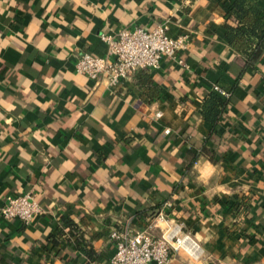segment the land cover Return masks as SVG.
<instances>
[{
	"label": "crops",
	"instance_id": "1",
	"mask_svg": "<svg viewBox=\"0 0 264 264\" xmlns=\"http://www.w3.org/2000/svg\"><path fill=\"white\" fill-rule=\"evenodd\" d=\"M223 3L0 0V208L32 194L44 211L0 212V264H110L111 228L145 226L167 201L201 246L170 264H264V56L241 73ZM159 24L189 40L146 70L152 85L145 70L118 84L76 70L107 54L102 33ZM211 92L228 99L215 124Z\"/></svg>",
	"mask_w": 264,
	"mask_h": 264
},
{
	"label": "built area",
	"instance_id": "2",
	"mask_svg": "<svg viewBox=\"0 0 264 264\" xmlns=\"http://www.w3.org/2000/svg\"><path fill=\"white\" fill-rule=\"evenodd\" d=\"M101 38L107 46V54L82 53L76 70L95 82L107 80L109 84H118L139 70L160 68L164 58H175L189 40L187 34L172 36L166 24L153 28L124 27L115 33L104 32ZM170 207L172 203L165 202L163 209L140 228H136L131 219L112 227L110 238L115 251L110 264H170L172 255L182 250L199 258L200 244L192 234L184 232L180 224L170 221ZM0 212L6 220L29 223L44 211L32 194H25L8 196ZM159 222H167V227L157 235L153 229Z\"/></svg>",
	"mask_w": 264,
	"mask_h": 264
},
{
	"label": "trees",
	"instance_id": "3",
	"mask_svg": "<svg viewBox=\"0 0 264 264\" xmlns=\"http://www.w3.org/2000/svg\"><path fill=\"white\" fill-rule=\"evenodd\" d=\"M223 4L225 38L229 46L244 59L243 74L248 67L256 66L264 56V6L261 0H226ZM139 83L150 86L154 79L145 70L139 75ZM155 90V87L152 88V96L158 95ZM227 105L228 99L211 92L205 97L202 113L209 122L215 124Z\"/></svg>",
	"mask_w": 264,
	"mask_h": 264
},
{
	"label": "water",
	"instance_id": "4",
	"mask_svg": "<svg viewBox=\"0 0 264 264\" xmlns=\"http://www.w3.org/2000/svg\"><path fill=\"white\" fill-rule=\"evenodd\" d=\"M155 264V263H154Z\"/></svg>",
	"mask_w": 264,
	"mask_h": 264
}]
</instances>
